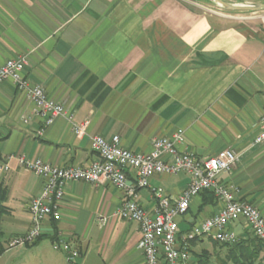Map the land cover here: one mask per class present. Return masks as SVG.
<instances>
[{"label":"crops","instance_id":"obj_1","mask_svg":"<svg viewBox=\"0 0 264 264\" xmlns=\"http://www.w3.org/2000/svg\"><path fill=\"white\" fill-rule=\"evenodd\" d=\"M19 55H27L29 80L73 118L58 116L47 126L14 80L1 83L0 187L7 207L1 229L7 249L0 264L145 263L139 223L117 215L125 197L107 179L66 183L60 218L46 217L33 244L9 247L31 228L28 204L45 184L19 157L87 166L97 159L91 141L97 135H117L124 148L149 153L156 137L182 129L180 151L208 157L231 148L237 164L218 180L264 216V142L253 145L264 113V10L219 12L201 0H0V66ZM83 123L79 137L73 124ZM127 181L135 182L133 170H127ZM189 181L185 173L155 174L150 187L138 190V201L154 212V188L176 201ZM220 207L210 193L194 196L188 212L176 218L179 239ZM230 227L240 239L253 236L244 218ZM58 237L81 256L68 261L53 245ZM203 251L215 252L212 238L192 243L191 264Z\"/></svg>","mask_w":264,"mask_h":264},{"label":"built area","instance_id":"obj_2","mask_svg":"<svg viewBox=\"0 0 264 264\" xmlns=\"http://www.w3.org/2000/svg\"><path fill=\"white\" fill-rule=\"evenodd\" d=\"M27 55L8 59L0 66V85L12 79L17 89L24 93L34 104L36 112L46 116L45 123L50 125L58 116H65L72 121L73 115L65 106L48 95L46 90L33 84L25 74ZM87 123L74 126V133L82 136ZM260 131L253 140V145L264 142V113L260 118ZM184 139L182 129L171 136H159L153 140V149L149 153L135 152L120 144V137L111 140L103 136L92 137V148L97 159L87 166H59L42 159L19 157V162L35 174L45 179L40 195L31 199L28 209L32 215L31 228L22 235L14 237L9 247L27 246L38 240L42 234V224L46 217L57 220L61 216V205L65 196V185L70 181L99 183L109 180L124 194L125 200L117 210L121 218L139 223L142 239L139 243L144 253V264H191V242L197 237L207 236L221 243L232 244L239 237L230 227V223L244 218L253 233L264 242V216L253 204L241 200L236 190L219 182L218 176L231 172L238 161V154L231 148H225L208 157H199L195 153L180 151L178 143ZM8 168V166H6ZM127 170L135 172V182L127 181ZM165 173L190 176V181L181 197L172 201L162 188H154L157 206L154 212L148 211L138 201V190L150 187L155 174ZM211 191L221 203L219 211L213 216L197 223L179 239V224L176 218L188 212L191 200L203 191ZM54 247L62 251L68 261L81 256V250L71 242L58 237Z\"/></svg>","mask_w":264,"mask_h":264},{"label":"trees","instance_id":"obj_3","mask_svg":"<svg viewBox=\"0 0 264 264\" xmlns=\"http://www.w3.org/2000/svg\"><path fill=\"white\" fill-rule=\"evenodd\" d=\"M202 193H210L216 199L213 192L206 190L200 194ZM4 199L5 191L0 187V256L7 249L3 242L1 229L2 217L7 211ZM197 238L192 240L191 246ZM214 247V253L203 251L197 255V260L192 264H264V242L254 235L246 239L239 238L238 241L232 244L214 240Z\"/></svg>","mask_w":264,"mask_h":264},{"label":"water","instance_id":"obj_4","mask_svg":"<svg viewBox=\"0 0 264 264\" xmlns=\"http://www.w3.org/2000/svg\"><path fill=\"white\" fill-rule=\"evenodd\" d=\"M227 11H257L264 10V3H232L226 0H210Z\"/></svg>","mask_w":264,"mask_h":264},{"label":"rangeland","instance_id":"obj_5","mask_svg":"<svg viewBox=\"0 0 264 264\" xmlns=\"http://www.w3.org/2000/svg\"><path fill=\"white\" fill-rule=\"evenodd\" d=\"M203 2L204 5H206L209 8L215 9L216 11H225L224 9H222L220 6L214 4L212 1L210 0H201ZM228 1V0H226Z\"/></svg>","mask_w":264,"mask_h":264}]
</instances>
